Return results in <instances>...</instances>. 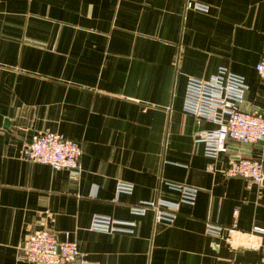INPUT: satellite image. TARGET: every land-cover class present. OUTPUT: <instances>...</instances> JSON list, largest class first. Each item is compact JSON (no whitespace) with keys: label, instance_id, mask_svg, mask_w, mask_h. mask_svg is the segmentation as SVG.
<instances>
[{"label":"crops","instance_id":"0c3cea01","mask_svg":"<svg viewBox=\"0 0 264 264\" xmlns=\"http://www.w3.org/2000/svg\"><path fill=\"white\" fill-rule=\"evenodd\" d=\"M0 0V264L43 229L64 232L88 260L110 264L255 262L264 249V186L223 173L257 144L227 141L204 154L196 130L217 124L182 110L188 77L226 68L247 84L239 108L264 118V0ZM45 131L76 141L78 168L54 169L22 150ZM119 181L131 192H118ZM172 221L138 201H177ZM235 211V212H234ZM133 221L132 232L90 228L93 215ZM217 224L218 232L208 230ZM73 264V263H62Z\"/></svg>","mask_w":264,"mask_h":264},{"label":"built area","instance_id":"2783aa9c","mask_svg":"<svg viewBox=\"0 0 264 264\" xmlns=\"http://www.w3.org/2000/svg\"><path fill=\"white\" fill-rule=\"evenodd\" d=\"M186 6L206 12L208 5L197 1H186ZM258 77L264 80V52L255 65ZM247 84L242 75L226 68H219L208 78L188 77L182 110L199 120H209L217 124L214 130H196L195 141L204 146V154L215 158L226 149L227 141L260 144L255 156H230L222 169L227 177H241L264 186V118L256 113L244 111L238 104L244 100ZM23 156L31 161L50 165L54 169L78 168L81 148L71 139L59 133L45 131L32 137L22 150ZM179 192L177 201L155 199L138 201L129 206L130 212L143 215L152 211L157 221H172L181 203L193 204L197 189L187 184H171ZM118 192H131L133 185L119 181ZM235 212V211H234ZM133 221L121 220L107 215L95 214L90 228L100 232H132ZM208 230L218 232L220 226L208 224ZM256 233H264V228L253 227ZM20 258L32 264H110L86 259L78 250L75 241L64 232L63 238L50 229H43L28 236L19 249ZM230 264H264V249L255 262L232 261Z\"/></svg>","mask_w":264,"mask_h":264},{"label":"water","instance_id":"95a60500","mask_svg":"<svg viewBox=\"0 0 264 264\" xmlns=\"http://www.w3.org/2000/svg\"><path fill=\"white\" fill-rule=\"evenodd\" d=\"M32 134H33L32 131H30V133H29V142H31V140H32ZM244 144L248 145V146L251 145L250 143H244ZM260 144H262L261 141L259 142V146H260Z\"/></svg>","mask_w":264,"mask_h":264}]
</instances>
